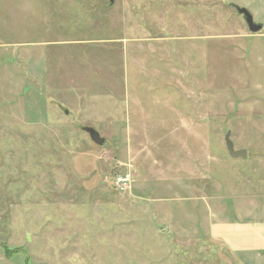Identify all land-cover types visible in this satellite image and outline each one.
<instances>
[{
	"label": "rangeland",
	"instance_id": "rangeland-1",
	"mask_svg": "<svg viewBox=\"0 0 264 264\" xmlns=\"http://www.w3.org/2000/svg\"><path fill=\"white\" fill-rule=\"evenodd\" d=\"M109 4L46 0L49 95L0 125V264H264L201 224L213 201L264 220V28L236 9L264 26V0Z\"/></svg>",
	"mask_w": 264,
	"mask_h": 264
},
{
	"label": "crops",
	"instance_id": "crops-1",
	"mask_svg": "<svg viewBox=\"0 0 264 264\" xmlns=\"http://www.w3.org/2000/svg\"><path fill=\"white\" fill-rule=\"evenodd\" d=\"M45 7L46 0H0V106L3 107L0 125L11 128L26 125L30 120L32 98L39 95L42 87L49 95L51 81L48 75L51 73H44L48 56L45 48L37 49L41 45L60 42L59 35H55L60 26V11L49 9L51 12L46 15ZM66 7L69 9L68 4ZM56 10H59V4ZM49 16L53 18L50 20ZM34 33H37L36 38ZM54 80L52 83L59 84L58 79ZM58 88L55 91V87L52 88L51 95ZM220 205L218 201L211 202L207 214H204L205 220L201 222L209 238L223 241L238 254L250 256L258 253L264 257V220L252 219L251 210L238 220L229 218L223 215ZM246 235L249 240L244 238ZM253 239L256 245H251Z\"/></svg>",
	"mask_w": 264,
	"mask_h": 264
},
{
	"label": "water",
	"instance_id": "water-1",
	"mask_svg": "<svg viewBox=\"0 0 264 264\" xmlns=\"http://www.w3.org/2000/svg\"><path fill=\"white\" fill-rule=\"evenodd\" d=\"M114 1L115 0H109V2L111 4H114ZM236 9H237L239 14L244 16L245 21H246L248 28L251 31V33L257 34L263 30L264 26L262 24H257L254 21V18L252 16V14L248 11V9L240 8V7H237ZM84 130L88 133V135H89L90 139L93 141V143L97 144L98 146H104L105 145L106 139L103 138L97 130L92 129L91 127L84 128ZM225 141H226V146H227L229 155L232 158L244 159L245 161H246V159H248V150H245V149L235 150L234 143L232 142V140L230 138V132L227 133Z\"/></svg>",
	"mask_w": 264,
	"mask_h": 264
},
{
	"label": "built area",
	"instance_id": "built-area-1",
	"mask_svg": "<svg viewBox=\"0 0 264 264\" xmlns=\"http://www.w3.org/2000/svg\"><path fill=\"white\" fill-rule=\"evenodd\" d=\"M129 178L128 177H119L116 181V185L121 191H127L128 189Z\"/></svg>",
	"mask_w": 264,
	"mask_h": 264
},
{
	"label": "trees",
	"instance_id": "trees-1",
	"mask_svg": "<svg viewBox=\"0 0 264 264\" xmlns=\"http://www.w3.org/2000/svg\"><path fill=\"white\" fill-rule=\"evenodd\" d=\"M109 6H111V3L109 4ZM6 252H8V249H6ZM13 254H14V256L18 255V254H24V256H25V264H29V261H30V260H28V256L29 255H26L27 253H25L22 249H15V250L11 251V255H13Z\"/></svg>",
	"mask_w": 264,
	"mask_h": 264
}]
</instances>
